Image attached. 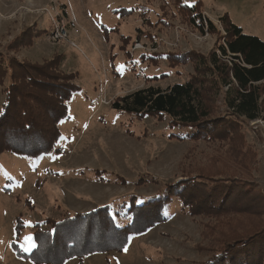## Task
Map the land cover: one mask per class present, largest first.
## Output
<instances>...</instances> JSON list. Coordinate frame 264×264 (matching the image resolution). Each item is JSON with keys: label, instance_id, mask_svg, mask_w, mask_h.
I'll use <instances>...</instances> for the list:
<instances>
[{"label": "rangeland", "instance_id": "obj_1", "mask_svg": "<svg viewBox=\"0 0 264 264\" xmlns=\"http://www.w3.org/2000/svg\"><path fill=\"white\" fill-rule=\"evenodd\" d=\"M182 1L187 6L200 2V9L190 12L203 33L189 26L185 17L182 21L171 0H0V50L35 26L42 35L17 57L42 63L60 54L61 70L75 74L78 87L67 104V116L58 124L60 137L51 153L36 158L0 154V264H34L14 250V245L26 254L34 249V225L106 205L111 215L122 216L132 203L141 204L156 194L158 186L150 178L176 181L187 166L203 165L214 154L204 144L192 147L188 141L168 138L166 121L138 119L110 107L116 96L146 85L165 89L186 82L193 73L191 65L170 69L156 54H208L224 35L219 22L224 15L244 35L264 42V0ZM120 9L127 14L114 13ZM197 14H205L216 33L208 32L207 24L197 25ZM54 15L64 22L74 20L78 33L68 28V41L52 42ZM103 29L108 30V41ZM121 37L129 38L124 49ZM136 43L145 50L134 49ZM141 55H152L157 63L142 62ZM153 76L157 79L148 81ZM250 126L247 140H254L253 131L263 139L256 141L252 174L264 192V121ZM163 215L166 221L130 235L123 250L92 253L82 264H197L205 259L196 250L200 225L182 213L180 202L172 201ZM64 264L79 261L73 258Z\"/></svg>", "mask_w": 264, "mask_h": 264}, {"label": "trees", "instance_id": "obj_2", "mask_svg": "<svg viewBox=\"0 0 264 264\" xmlns=\"http://www.w3.org/2000/svg\"><path fill=\"white\" fill-rule=\"evenodd\" d=\"M171 2L182 21L185 17L189 26L203 33L190 12L192 7L200 9V2L191 6L182 0ZM114 13L127 14L124 9ZM219 22L224 35L208 54H156L170 69L191 65L193 73L186 82L165 89L146 85L110 102L113 110L138 119L166 121L168 138L188 141L192 147L204 144L214 154L203 165L187 166L176 181L150 178L158 186L156 194L141 204L132 203L122 216L111 215L106 205L34 225L35 247L26 254L14 245L18 257L34 264H64L76 258L82 264L92 253L119 252L130 235L166 221L165 208L178 200L182 213L200 225L196 250L205 259L197 264H264V192L252 174L256 141L263 139L253 131L254 140H247L250 123L264 121V42L244 35L226 15ZM205 23L208 32L216 33L209 19ZM103 31L108 41V30ZM40 35L34 26L0 50V154L36 158L51 153L60 137L58 124L78 91L75 74L61 70L62 55L55 53L42 63L17 57ZM121 41L124 49L129 38ZM140 59L157 63L152 55Z\"/></svg>", "mask_w": 264, "mask_h": 264}, {"label": "built area", "instance_id": "obj_3", "mask_svg": "<svg viewBox=\"0 0 264 264\" xmlns=\"http://www.w3.org/2000/svg\"><path fill=\"white\" fill-rule=\"evenodd\" d=\"M191 11L194 10V7H192L190 9ZM202 16L199 18H197V25L202 26L205 23V14H201ZM51 18V22L54 25V30L52 31L51 35H50V40L54 43H57L59 40H66L68 41V28L72 29L74 31V33H78V29H77V23L74 20H69V21H65L67 23L64 22L63 18L58 19L56 17V15L54 16H50ZM199 22H201V24H199ZM134 49H142L145 50L143 48V46H140L138 43H136L134 45ZM95 102H92L91 105H94ZM62 155L65 157V152L62 151Z\"/></svg>", "mask_w": 264, "mask_h": 264}, {"label": "crops", "instance_id": "obj_4", "mask_svg": "<svg viewBox=\"0 0 264 264\" xmlns=\"http://www.w3.org/2000/svg\"><path fill=\"white\" fill-rule=\"evenodd\" d=\"M41 45H42V43L40 44V47L42 48L44 45H43V46H41ZM37 62H38V61H37Z\"/></svg>", "mask_w": 264, "mask_h": 264}, {"label": "snow or ice", "instance_id": "obj_5", "mask_svg": "<svg viewBox=\"0 0 264 264\" xmlns=\"http://www.w3.org/2000/svg\"><path fill=\"white\" fill-rule=\"evenodd\" d=\"M35 245H33V247H34Z\"/></svg>", "mask_w": 264, "mask_h": 264}]
</instances>
